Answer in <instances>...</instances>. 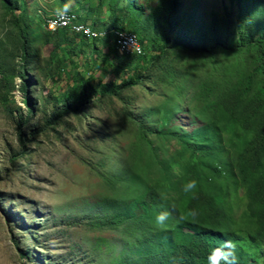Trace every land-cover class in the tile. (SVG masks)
Here are the masks:
<instances>
[{"label": "trees", "instance_id": "1", "mask_svg": "<svg viewBox=\"0 0 264 264\" xmlns=\"http://www.w3.org/2000/svg\"><path fill=\"white\" fill-rule=\"evenodd\" d=\"M121 1L83 0L78 3L84 10L81 19L90 16L95 27L101 17L96 10L107 5L102 27L134 32L141 53L126 52L115 33L114 37L108 33L102 38L90 34L89 38L66 28L50 32L43 25V16L33 19L38 23L32 26L26 0H0L9 25L0 35V103L11 112L10 93L19 78L17 87L30 111L27 76L35 74L34 68L37 74L41 71L40 34L45 36L44 45H48L47 38L53 44L45 76L57 83L66 74L71 81L57 94L48 91L60 109H52L46 124L63 113L84 111L98 99H123V92L143 76L161 88L181 76L187 79L185 74L195 68L192 58L220 60L217 56H223L226 61L207 67L209 74L197 83L198 91H193L194 103L184 110L190 118L188 127L178 122L181 98L186 96L184 83H177L170 96L165 94L155 110L137 113L131 104H125L123 115L139 132V142L130 147L133 163L144 162V169L153 175H138L133 163L111 169L110 178L129 185L130 192L120 190L108 196L104 214L90 222L96 226L105 223L121 235L123 248L116 246L120 252L114 264H207V254L225 240L234 245L233 264H264V249L257 258H250L243 249L244 239L264 241V0H228L206 14L198 13L201 0H152L146 17L140 16L142 7L134 0ZM54 2L56 8L63 5L62 0ZM66 26L72 29L68 24L57 28ZM90 45L100 57L93 66L103 76L108 72L106 66H111L119 78L104 81L96 79L93 71L84 75L74 70L77 63L72 56ZM64 49L69 56L59 53ZM67 58L73 72L66 70ZM94 58L89 56L90 61ZM174 61L182 68H172ZM26 119L19 117L18 127ZM18 132L21 139L22 131ZM152 135L161 140L159 147L151 144ZM171 139L178 147L172 151L160 147ZM192 179L195 188L184 190L182 186ZM235 204L241 213L234 216ZM162 211L168 217L157 226L154 217ZM239 222L245 228L244 239L235 227Z\"/></svg>", "mask_w": 264, "mask_h": 264}, {"label": "rangeland", "instance_id": "2", "mask_svg": "<svg viewBox=\"0 0 264 264\" xmlns=\"http://www.w3.org/2000/svg\"><path fill=\"white\" fill-rule=\"evenodd\" d=\"M54 1L26 0L28 18L32 19L29 23L33 26L38 23L33 19L42 20V16L54 14ZM62 1L63 4L69 3V10L84 15V10L78 5L83 0ZM134 1L142 7L141 17H146L154 4L152 0ZM126 2L128 0H122L121 4ZM228 3V0H201L198 13L206 14L210 9H220L222 4ZM106 8L107 5L97 9L96 13L105 17ZM103 17L97 18V27H102L100 20ZM6 20L0 3V35L9 28ZM37 33H41L40 29ZM43 38L45 36L40 34L37 42L41 51L40 54L38 52L41 71L37 74L34 68L35 74L27 76L30 79V111L17 87L19 78H16L10 93L13 98L9 104L11 112L0 103V264H114V257L120 252L116 246L123 248L121 235L105 223L91 225L90 220L104 214L103 208L109 205L108 196L117 195L120 190L130 192L129 185L110 178L114 167L120 168L125 162L127 166L133 163L130 147L139 142L137 128L123 115L125 104H131L137 113L147 112L150 108L155 110L164 101L165 94L170 96L177 83H184L182 89L186 96L181 98L183 103L179 105L182 108L178 111V122L188 127L190 118L184 110L194 103L193 91H198L197 83L209 74L205 71L207 67L225 62L226 58L221 55L217 56L220 60L216 57L201 61H197L200 57L192 58L195 68L185 74L187 79L181 76L184 74H179L180 79L160 88L143 76L136 85L123 92V99L114 96L98 99L84 111L63 113L57 120L46 124L52 109H60V106H54L56 101L48 91L57 94L71 81L66 74L57 83L45 76L53 44L52 39L47 38L48 45H44ZM65 49L59 53L68 55ZM83 50L85 60L78 58L79 55L72 56L77 63L75 71L84 75L93 71L96 79L104 81L119 78L111 71V66H106V76L100 68L93 66V61L100 62V57L92 45ZM89 56L95 57L94 60L90 61ZM65 63L66 70L73 72L68 58ZM182 63L186 65V59L183 58ZM172 68H182V64L174 61ZM26 116L25 123L18 127L19 117ZM18 130L22 131L21 139ZM150 137L153 139L151 144L159 147L161 140L153 135ZM160 147L172 151L178 144L171 139L166 144L162 142ZM135 166L138 175H153L144 169V162ZM240 213L241 208L235 204L232 215ZM235 227L243 238V223L239 222ZM244 240L243 249L257 258L261 254L262 243Z\"/></svg>", "mask_w": 264, "mask_h": 264}, {"label": "clouds", "instance_id": "3", "mask_svg": "<svg viewBox=\"0 0 264 264\" xmlns=\"http://www.w3.org/2000/svg\"><path fill=\"white\" fill-rule=\"evenodd\" d=\"M68 11L69 12H73V13L76 14V17L78 19V21H77L78 23L85 24V25L89 26L93 31L104 32V34L103 35H97L95 37H91V36H86L85 34H83L81 32L73 31L72 29L67 28V27H58L55 30L60 29V28H66L72 34H78V35L91 37V38H102V37L106 36L108 33H112L113 37H114V30H117V29H112V28L105 29L104 27H97V26L93 27L91 20L82 21V19H81V17H83L82 15L76 13L75 11L69 10V3H67V2L64 3L62 6L57 7V8L54 9V14H51V15L52 16L55 15L56 16V20H54L53 23L54 24L55 23H59V24L67 23ZM101 17H103V16L101 15ZM104 18L105 17H103V19ZM43 25L45 26V19H44ZM45 29L48 30L46 28V26H45ZM55 30H53V31H55ZM48 31H50V30H48ZM121 31H125V30H121ZM50 32H52V31H50ZM125 32L134 33V32L128 31V30L125 31ZM114 40H115V38H114ZM137 40H138V37H137ZM138 43H139V41H138ZM115 44H116V41H115ZM139 47H140V51L139 52H137V51H129V52L141 53V45H140V43H139ZM116 50H117V52L119 54L122 53V52L119 51V46L117 44H116ZM82 54L83 53H81L79 55V57L85 59L86 58L85 55H82ZM82 62L79 61V63H82ZM195 186H196V181L194 179H192V180L186 181L185 185H183L182 187L184 188V190L187 191V190L194 189ZM167 217H168V213L167 212H164V211L158 212L155 215V217H154V224L157 225V226L164 224L165 221L167 220ZM260 242L262 243V249H261V251H262L264 249V241H260ZM233 248H234L233 243L230 240H225L222 245L212 248L211 251L207 254V257H206L207 264H233V259H234L233 258ZM252 257L253 256L250 254V258H252Z\"/></svg>", "mask_w": 264, "mask_h": 264}, {"label": "bare ground", "instance_id": "4", "mask_svg": "<svg viewBox=\"0 0 264 264\" xmlns=\"http://www.w3.org/2000/svg\"><path fill=\"white\" fill-rule=\"evenodd\" d=\"M56 20V16H50V17H46V21H45V26L48 30L53 31L57 28V26L60 25H71V28L75 31L78 32H82L83 34H85L86 36L93 34V35H101L102 33H98V32H94L91 31L89 26L85 25V24H81L77 22V17L76 14L73 12H69L67 14V23L65 24H59V23H53V21ZM49 24V26H47V24ZM67 27V26H66ZM65 29V28H64ZM116 29V28H114ZM114 33L116 34L119 44L122 46V48L124 50H126L128 43H133V50L139 52L140 48L138 46V42L134 41L137 40L136 34L135 33H129V32H125V31H121V30H114ZM83 37V36H82ZM85 37V36H84ZM90 38V37H89Z\"/></svg>", "mask_w": 264, "mask_h": 264}, {"label": "built area", "instance_id": "5", "mask_svg": "<svg viewBox=\"0 0 264 264\" xmlns=\"http://www.w3.org/2000/svg\"><path fill=\"white\" fill-rule=\"evenodd\" d=\"M47 26H49V24H47ZM134 41H137V40L134 39ZM125 51L126 52H128V51H134L133 50V43H128L127 48H126Z\"/></svg>", "mask_w": 264, "mask_h": 264}]
</instances>
